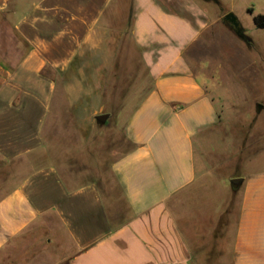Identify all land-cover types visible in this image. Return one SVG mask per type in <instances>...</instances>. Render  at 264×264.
<instances>
[{
    "label": "crops",
    "instance_id": "1",
    "mask_svg": "<svg viewBox=\"0 0 264 264\" xmlns=\"http://www.w3.org/2000/svg\"><path fill=\"white\" fill-rule=\"evenodd\" d=\"M222 4L0 0V25L17 36H0V162L11 171L0 183V260L39 232L70 250L65 264H264V167L234 176L243 181L231 225V191L203 187L196 161L222 113L188 53L222 15L236 16ZM143 76L145 87L126 91ZM115 94L138 96L125 108L130 148L110 164L126 214H112L91 168L62 172L67 142L49 133L74 127L86 140Z\"/></svg>",
    "mask_w": 264,
    "mask_h": 264
},
{
    "label": "rangeland",
    "instance_id": "2",
    "mask_svg": "<svg viewBox=\"0 0 264 264\" xmlns=\"http://www.w3.org/2000/svg\"><path fill=\"white\" fill-rule=\"evenodd\" d=\"M222 1L224 7L235 6L234 12L245 27L244 34L256 46L248 50L238 45L242 41L246 45L247 39L240 37L231 25L225 23L222 15L196 47L191 49L188 58L194 72L214 91L222 113L221 123L209 139L210 143L205 145V162L201 152L198 149L196 151L197 166L200 172L203 168L207 172L203 187L218 193L223 183L231 191L227 196L228 221L233 225L238 213L239 197L233 191L231 180L236 174H248L264 167V28L258 27L254 20L255 16L264 14V0ZM0 28L4 29L0 32L2 43H17V36L9 31L8 24L0 25ZM204 59L209 64L206 73L213 74V81L201 69L200 61ZM143 77L128 81L126 91L136 92L140 85L145 87L148 80ZM137 98V95H111L110 106L102 113H108L109 117L103 123L95 120L93 131H89L84 141L78 137L74 127L49 128L54 139L58 136L61 142H67L64 146L68 154V167L62 166V172L68 174L70 163L74 171L91 168L103 186L112 214H126L128 209L110 171V164L118 154L130 148L123 133L124 120L128 114L125 108ZM61 152V148L55 151L58 154ZM10 172L8 166L0 162L1 184L5 183ZM46 238L44 233L42 236L39 232L27 234L19 244L7 250L0 264H65L70 250L51 248Z\"/></svg>",
    "mask_w": 264,
    "mask_h": 264
},
{
    "label": "water",
    "instance_id": "3",
    "mask_svg": "<svg viewBox=\"0 0 264 264\" xmlns=\"http://www.w3.org/2000/svg\"><path fill=\"white\" fill-rule=\"evenodd\" d=\"M227 19H230V21ZM224 22L225 23L229 22L237 31L240 28V23H239L238 19L234 16L233 13H229L227 16H225ZM108 117H109V114L104 113V114L97 115L96 119L100 122H105ZM242 181H243V178L236 177V178H233L230 183H231V186H239L242 183Z\"/></svg>",
    "mask_w": 264,
    "mask_h": 264
},
{
    "label": "trees",
    "instance_id": "4",
    "mask_svg": "<svg viewBox=\"0 0 264 264\" xmlns=\"http://www.w3.org/2000/svg\"><path fill=\"white\" fill-rule=\"evenodd\" d=\"M235 16V15H234ZM236 17V16H235ZM237 18V17H236ZM255 20V23L258 27L260 28H264V14H260V15H257L255 16L254 18ZM234 30L236 31V33L242 37L243 39H247V37L244 35V31H243V28L241 27L240 25V28L239 30L237 31L235 28ZM100 122V121H99ZM233 187V190H236L237 189V186H232Z\"/></svg>",
    "mask_w": 264,
    "mask_h": 264
},
{
    "label": "flooded vegetation",
    "instance_id": "5",
    "mask_svg": "<svg viewBox=\"0 0 264 264\" xmlns=\"http://www.w3.org/2000/svg\"><path fill=\"white\" fill-rule=\"evenodd\" d=\"M229 13H227V14H225L224 15V18H225V16H227ZM231 18V17H230ZM227 20H229L230 21V19H227ZM229 23V22H228ZM229 25H231L230 23H229ZM232 26V25H231ZM233 27V26H232ZM234 28V27H233Z\"/></svg>",
    "mask_w": 264,
    "mask_h": 264
}]
</instances>
